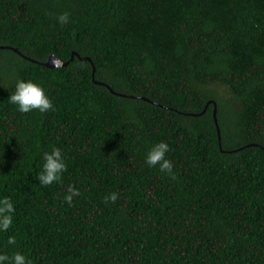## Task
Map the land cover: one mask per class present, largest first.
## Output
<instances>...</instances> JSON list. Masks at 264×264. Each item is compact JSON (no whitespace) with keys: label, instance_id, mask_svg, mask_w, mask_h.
I'll list each match as a JSON object with an SVG mask.
<instances>
[{"label":"trees","instance_id":"16d2710c","mask_svg":"<svg viewBox=\"0 0 264 264\" xmlns=\"http://www.w3.org/2000/svg\"><path fill=\"white\" fill-rule=\"evenodd\" d=\"M0 46V199L15 206L0 254L264 264V0H0ZM51 54L66 65L44 66ZM18 80L41 84L55 110L19 112ZM161 141L172 174L145 163ZM54 147L67 171L43 186Z\"/></svg>","mask_w":264,"mask_h":264},{"label":"clouds","instance_id":"9594fccd","mask_svg":"<svg viewBox=\"0 0 264 264\" xmlns=\"http://www.w3.org/2000/svg\"><path fill=\"white\" fill-rule=\"evenodd\" d=\"M70 13L64 12L57 16V20L61 26L70 22ZM9 102L18 106V111L21 113H29L38 110L41 113L54 111V105L45 92L41 84L31 80H18L15 86V91L9 97ZM170 151L169 145L166 142H159L151 147L148 151L145 163L149 167L159 165V170L168 174L173 173V162L166 158ZM42 159L44 161L43 170L37 177L40 184L48 186L56 182H62L63 173L67 171V164L64 154L59 147H54L51 152H44ZM80 195V191L74 185H70L66 190L64 200L71 205L73 199ZM119 198L117 192H112L105 197V203L111 201L115 203ZM15 206L10 197L0 199V231L7 232L13 225V214ZM8 245L15 246L17 239L15 236H9ZM0 264H32V261L22 252L16 251L12 255L7 253L0 254Z\"/></svg>","mask_w":264,"mask_h":264},{"label":"water","instance_id":"95a60500","mask_svg":"<svg viewBox=\"0 0 264 264\" xmlns=\"http://www.w3.org/2000/svg\"><path fill=\"white\" fill-rule=\"evenodd\" d=\"M3 46H0V48H2ZM10 49H12L13 51H15L16 53H18L19 55H21L22 57L29 59L28 57L24 56L21 52H19L16 48H12V47H8ZM76 55L79 59L81 60H90L88 57H79L75 52L72 53L71 58L73 55ZM31 61L37 62L35 60L30 59ZM67 62H63L60 59H58L55 55L51 54L49 55V57L47 58V60L45 62H43V65L46 67H50V68H54V67H58V66H63L66 65ZM212 105H213V120H214V124L216 127V132H217V137L218 140L220 139V131H219V127L217 124V119H216V106H215V102L212 101ZM251 145H256L254 143H252Z\"/></svg>","mask_w":264,"mask_h":264},{"label":"rangeland","instance_id":"374dc122","mask_svg":"<svg viewBox=\"0 0 264 264\" xmlns=\"http://www.w3.org/2000/svg\"><path fill=\"white\" fill-rule=\"evenodd\" d=\"M208 90H210L215 96H217L218 99L228 101L230 104L233 103L232 96L228 89L219 83L210 84L206 87Z\"/></svg>","mask_w":264,"mask_h":264}]
</instances>
